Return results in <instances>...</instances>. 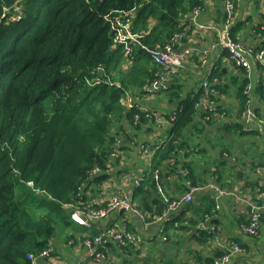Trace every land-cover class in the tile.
Masks as SVG:
<instances>
[{
	"label": "trees",
	"instance_id": "1",
	"mask_svg": "<svg viewBox=\"0 0 264 264\" xmlns=\"http://www.w3.org/2000/svg\"><path fill=\"white\" fill-rule=\"evenodd\" d=\"M205 2L0 0V264H32L30 254L38 255L64 228L77 229L71 218L74 206L90 203L84 190L96 175L93 172L96 167L101 172L90 182H100L108 176L103 172L110 168L115 135L121 132L125 142L127 135L122 130L128 123L137 128L149 122L164 125L168 132L162 143L152 144L154 152L144 175L133 177V198L143 211L154 210V205L160 211L165 207L156 196L162 184V168L170 166V170L172 167L179 170L177 158L182 169L189 171L188 192L206 182L208 169L200 168L196 155L215 163L211 171L218 175V181L225 168H234L229 163L233 152L230 148L234 145L222 130L237 133V137L249 132L240 122L231 123L216 115L232 114V108L226 107L223 99L233 85L240 102L239 114L246 111L250 99V92H246L250 81L246 75L243 81L231 77L229 83L225 78L228 72L224 73L221 64H217L207 75L216 89L213 93H207L204 86L190 90L186 85L184 88L182 84H170L158 93L176 103L174 109L158 111L145 107L139 99L131 107L122 104L123 97L133 87L140 95H154L144 87L159 79L165 69L152 59L150 52L167 44L181 46L194 24L200 28L192 15L197 7L204 9ZM19 13L21 18H17ZM119 13L122 27L116 23ZM227 16L224 9L225 20ZM120 28L134 38L119 41ZM236 30L237 25L230 23L231 37L240 41ZM180 32L185 36L179 41L175 35ZM253 33L258 43L250 46L264 49V23L255 25ZM225 54H230L227 49ZM236 68L248 73L244 66ZM260 69L264 73V66ZM261 95L264 98L263 90ZM205 96L217 101L216 107L204 108ZM254 111L264 119V109ZM158 117L166 122L157 123ZM116 124L118 131L114 133ZM214 126L217 127L212 132L217 135L211 137L208 130ZM195 133H205L202 137L198 135L205 142L195 138ZM189 156L192 158L187 160ZM257 164L255 168L264 167ZM261 190L264 192V187ZM215 204L214 199L205 204L191 201L182 211L191 215H178L171 226L186 230L187 224L205 221V217L212 215ZM106 205L107 201L92 204L97 208ZM251 217L241 225L250 224ZM261 218L262 215L260 221ZM98 234L94 231L74 238L81 239L88 247L85 240H93ZM216 234L217 228L203 226L197 236L208 239ZM231 242L246 250L238 240L230 239ZM114 243L119 249H114ZM134 246L107 240L97 245V251L106 253L102 262L115 253L136 259L142 248ZM224 253L233 251L230 247L218 250L204 264H215ZM88 257V261L101 262L94 256ZM88 261L80 264H89Z\"/></svg>",
	"mask_w": 264,
	"mask_h": 264
},
{
	"label": "crops",
	"instance_id": "2",
	"mask_svg": "<svg viewBox=\"0 0 264 264\" xmlns=\"http://www.w3.org/2000/svg\"><path fill=\"white\" fill-rule=\"evenodd\" d=\"M223 5V0H206L204 9L196 15V20L206 27L198 28L194 24L191 27L192 32H188L187 39L181 42L180 47H192L198 54H194L189 61L179 68L177 73L169 77L170 83L171 85L182 84L183 87L186 85L190 90L191 88L197 90L213 65L221 64L224 73L228 72L227 77H225L227 82L231 77H239V81H243L244 75L249 78L251 108L264 109V98L261 95V90L264 91L263 70L252 60L250 71L244 74L234 66L235 63L230 58V54L226 55V49L220 44L221 32L225 29ZM259 23H264V0H236L232 25H237L235 31L237 39L249 45L257 44L258 40L254 36L253 29ZM203 53H205L206 62L201 59ZM236 93V86L233 85L231 91L224 94L223 102H225L226 107L232 108V114H226V117L222 119L231 123L240 122L243 129L249 133L240 137L236 135L233 138L231 133L222 130L225 138L231 142L230 144L234 145V142L238 140L237 145L230 148V151L234 153L229 155V163L234 168H225L221 180L218 181V175L212 174L211 171L215 169V165H209L211 162L207 159L202 160L199 155L195 156L200 168L208 170L205 172V184L198 186V191L193 192L192 201L205 204L214 199L216 204L212 215L205 217V221H199L196 225L187 224L189 227L186 230H176L171 225L175 219H178V215L181 214L182 217L191 215L189 211L182 214L184 205L190 202L181 205L178 209L171 210L167 216H164L165 218H154L152 222H147V218L132 213L123 215L120 211H112L105 218L91 220L90 225L79 223L80 226L72 219L74 221L73 226L77 229L64 228L61 234L52 240L53 254L49 257L39 258L37 264H80L84 260L88 261V247L83 245L81 239L76 240L74 236L93 234L94 231L101 233L112 224L126 226L129 230L137 233L142 238V245L139 247L135 245L134 247H137L136 249L142 248V251L137 254L136 259L128 254H123L120 257L116 256L115 253L114 255L111 254V258L108 257L105 262L96 263L89 259V264H146L147 262L151 264L153 262L155 264L170 262H175V264H204L206 259L215 257L218 250L227 247L230 239L243 243L246 249L234 253L231 257L232 263L264 264V192L261 190L264 187V173L258 171L257 167L255 168V163L264 166V127L257 118L251 120L246 112L239 114L238 104L240 102ZM139 97L145 107L158 111L177 107L176 103L170 102L162 93L151 96L139 95ZM218 124L216 123V125ZM216 127L208 130L211 137L217 135L216 132H212ZM122 132L128 138H125V142L124 139L122 140L120 159L112 157L110 168L107 172H103L108 175L104 180L90 182L96 177L94 176L86 184L88 187L85 185L87 189L84 191L87 196L94 197L99 205L104 202L100 197L101 191L108 195H112L114 192L133 194V177L143 176L144 169H147L151 160V156L143 150L144 144L162 143L168 135L164 125L155 126L150 122L142 124L140 128L128 123L124 125ZM119 135L121 138L125 137L121 132ZM203 135L205 133H202L201 137ZM200 140L205 142L204 138ZM211 153H214L213 149ZM191 158L192 156H189L186 159L190 160ZM177 161L179 170L174 167L170 170V166L162 168L161 187L163 191L158 188L156 196L162 199L165 207L161 208L160 211L154 205V210L144 211L147 217L165 213L169 205L164 200V196L175 198L190 190V180L186 176L189 171L182 169V162L178 158ZM203 161L207 165H204ZM173 162H176V157H173ZM209 183H216L225 193L220 195L219 191L208 186ZM252 210H258L262 215L261 227L257 236H251L244 232L241 225L242 221L249 220ZM203 226L217 228L216 236L208 239L198 237V231ZM69 236H72L75 241L71 242L72 239H69ZM108 240L111 241L112 239ZM117 246V243H114V249L115 247L118 248ZM111 251L109 252L111 253Z\"/></svg>",
	"mask_w": 264,
	"mask_h": 264
},
{
	"label": "built area",
	"instance_id": "3",
	"mask_svg": "<svg viewBox=\"0 0 264 264\" xmlns=\"http://www.w3.org/2000/svg\"><path fill=\"white\" fill-rule=\"evenodd\" d=\"M224 9L226 10L228 16L227 20H225V29L221 32V40L220 44H222L224 49H227L230 53V58L233 60L235 65H241L244 66L247 71H250L252 67V60H254L258 66L263 67L264 66V49L255 50L252 46L246 45L241 41H236L233 39L229 32V24L232 23V19L235 13V0H223ZM6 10H9L8 7H5ZM201 10L199 8H196L194 10V13L192 15L193 21H196V15ZM17 18H21L20 13L17 15ZM122 14L119 13V15H116V23H118L119 26L122 27ZM198 23V22H197ZM200 28H205L206 26L203 24L198 23ZM121 29V30H120ZM119 34H118V40H126L128 37L134 38L132 34H129L130 32L127 31V34L123 30V28H120ZM185 36L184 32L177 33L175 35L176 39H179V41ZM175 47L171 44L165 45L163 48L160 49H154L152 50L151 57L152 59L157 62L159 65H161L165 70L162 74H160V78L155 80L153 83H151L148 86H145L144 88L147 91H153L154 94L162 91L163 89H166L171 83L169 80V77L175 73L178 72L179 68L189 61L194 54H198L197 51L192 47ZM201 59L203 62H206V56L205 53L201 55ZM217 67V65H213L211 68V71L209 74ZM259 67V68H260ZM201 86H204L207 93H213L216 91V89L212 86V83L208 81L207 76L204 77V79L201 82ZM250 87L246 90V92H250ZM250 100H248L249 106L246 109V114H248V117L251 120L258 119L259 123L263 125L264 127V119L259 117L253 108H251ZM217 101L211 100L208 96H205L202 99V105L204 108L209 107H216ZM135 104V100L130 101L127 106L131 107ZM159 115V114H158ZM226 114L220 112L216 116L219 119H222L225 117ZM138 116V115H137ZM157 123L162 124L165 123L166 120L162 117H158V120H156ZM117 146L118 148H121L122 145V139L116 138ZM154 146L150 143H146L143 146L144 152L151 156V154L154 152ZM121 152L118 150L114 151L113 157L120 159ZM110 166L112 164V161L109 162ZM258 170L264 171V167H258ZM96 173L95 176H97L101 172V168L96 167L93 171ZM158 172L155 174V178L158 177ZM264 173V172H263ZM94 177V176H92ZM91 177V179H92ZM135 182L138 184L139 179L136 178ZM29 184L33 185V182H29ZM208 186L214 190L219 191L220 195L224 194L225 191L220 189V187L216 183H209ZM198 187H192L190 192H187L181 196L175 197L173 199H170L168 196H164V200L168 203V209L165 210V213H161L160 215L153 217L149 216L147 217L145 215V212L138 206V203L134 201L133 194L129 193H118L114 192L112 195H108L101 191L100 194L101 200L107 201L106 206L101 207H94L92 206L93 203H97V201L94 199V197L90 198V203H86L84 205H75L74 210L71 213V217L76 222L83 224V225H90V221L94 219H102L107 217L112 211H120L123 215H127V213L135 214L139 217L147 218V222H152L154 218L156 217H164L169 214L171 210L178 209L181 205L186 204L188 202H191L193 200V192L198 191ZM159 190H162L161 187H159ZM86 217H84V216ZM260 213L258 210H252V217H251V223L246 225L245 223L242 224V229L244 232L248 233L249 235L256 236L259 234V229L261 227V221H260ZM165 218V217H164ZM108 239H112L113 241H116L122 245L132 243L133 245H137L138 247L141 246L142 238L139 237V235L132 230H129L126 226H121L117 224H112L108 226L104 231L99 233L95 236L93 240L86 239L85 245L88 246V256H94V259L96 261H101L103 259H106V253L103 251H97V245L103 242H106ZM73 242V240H71ZM227 247H230L233 253H238L244 251L239 245L236 243H229ZM54 251L52 241L49 242V244L44 247L38 255L30 254L29 257L32 259V264H37V261L39 258L42 257H49L51 256L52 252ZM233 253H224L222 257L215 263V264H234L231 262V257ZM95 262V261H94Z\"/></svg>",
	"mask_w": 264,
	"mask_h": 264
},
{
	"label": "rangeland",
	"instance_id": "4",
	"mask_svg": "<svg viewBox=\"0 0 264 264\" xmlns=\"http://www.w3.org/2000/svg\"><path fill=\"white\" fill-rule=\"evenodd\" d=\"M197 8H199V7H197ZM235 67H236V65H234ZM139 91H137V90H135L134 89V87L130 90V91H127V93H126V95L123 97V99H122V104L123 105H127L130 101H132V100H138L140 97H139ZM117 131H118V127H116V125H115V129H114V133H117ZM200 134V136L202 135V133H195L194 134V137L196 138V136L198 137V135ZM233 138H235V136H236V134H234V133H231L230 134ZM116 138H120V135H119V133L117 134V135H115V140H114V147H113V149H114V151H116V150H118L119 152H121L120 151V148H118V146H117V142H116ZM199 139H201V137H198ZM198 139V140H199ZM233 141H235V140H233ZM234 145H237V141H235L234 142ZM215 153H216V151H215ZM209 161V160H208ZM211 163H213V165H215V163L214 162H212V161H210ZM203 164L204 165H207L206 163H205V161H203ZM72 218V217H71Z\"/></svg>",
	"mask_w": 264,
	"mask_h": 264
}]
</instances>
